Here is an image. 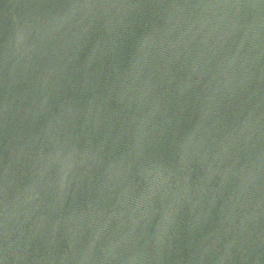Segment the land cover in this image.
I'll return each mask as SVG.
<instances>
[{
	"label": "water",
	"instance_id": "95a60500",
	"mask_svg": "<svg viewBox=\"0 0 264 264\" xmlns=\"http://www.w3.org/2000/svg\"><path fill=\"white\" fill-rule=\"evenodd\" d=\"M0 264H264V0H0Z\"/></svg>",
	"mask_w": 264,
	"mask_h": 264
}]
</instances>
